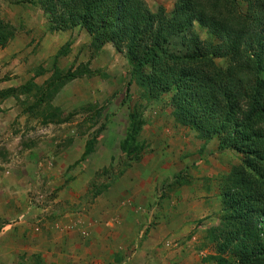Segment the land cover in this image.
<instances>
[{"label":"rangeland","instance_id":"374dc122","mask_svg":"<svg viewBox=\"0 0 264 264\" xmlns=\"http://www.w3.org/2000/svg\"><path fill=\"white\" fill-rule=\"evenodd\" d=\"M144 1L153 13L162 7L166 16H170L174 3ZM240 3L245 8L244 2ZM43 5L41 0H0V80L9 75V69L18 73L26 67L43 75L37 79L43 81L42 89L56 83L58 87L50 98L54 109L46 110L45 125L16 123L20 139L13 143L9 136L4 142L9 150L14 149L18 163L10 174L0 178V264H159L158 252H142L145 256L134 253L144 236L138 235V245L134 242L128 248L121 241L125 238H120V231L105 225L111 215L93 208L94 204L102 208L97 201L99 195L117 192L141 175L142 165L150 162L158 167L155 180H161L164 186L174 182L183 193L202 201L198 203L202 218L190 217L186 208L184 214L173 211L166 220L176 234L166 244L172 264L236 262L235 253L224 247L222 218L228 215L225 192L246 172L241 166V152L221 148L216 136L201 138L194 128L177 119L170 103L171 92L154 95L136 76L132 77L133 62L126 49L118 50L109 41L94 39L83 26L54 30ZM195 31L201 39L209 36L197 24ZM214 62L221 68L226 65L225 58L215 57ZM25 88V92L14 90L15 101L23 100L15 121L23 115L22 108L31 109L41 98L36 83L27 80ZM132 116L134 122L142 124L136 140L128 145ZM41 135L45 136L42 140ZM33 144L40 146L43 155L41 165L35 162L42 170L38 174L42 182L32 179L37 175L28 151ZM70 145L99 151L95 153L94 180L89 188L71 186L67 177H72L71 169L58 171L60 164L70 168L82 160H74L73 155L67 158L71 163L65 156L58 158L59 151ZM25 159L26 168L21 166ZM134 165H139L140 171ZM241 169L244 171L238 173ZM128 170L135 171L133 176ZM13 174L19 176L13 178ZM257 192L256 200L264 194V188ZM260 211L264 221V208ZM120 248L127 250L122 252ZM124 256L130 260L124 262Z\"/></svg>","mask_w":264,"mask_h":264},{"label":"trees","instance_id":"16d2710c","mask_svg":"<svg viewBox=\"0 0 264 264\" xmlns=\"http://www.w3.org/2000/svg\"><path fill=\"white\" fill-rule=\"evenodd\" d=\"M41 2L54 30L83 26L94 39L126 49L132 77L154 95L171 92L177 119L241 152L246 172L224 194V247L235 253L233 264H264V194L254 198L264 188V0H174L170 16L162 7L151 12L144 0ZM195 24L209 36L201 39ZM215 57L225 58V67ZM57 88H38L31 108L44 102L54 109ZM131 119L128 145L142 124Z\"/></svg>","mask_w":264,"mask_h":264},{"label":"crops","instance_id":"0c3cea01","mask_svg":"<svg viewBox=\"0 0 264 264\" xmlns=\"http://www.w3.org/2000/svg\"><path fill=\"white\" fill-rule=\"evenodd\" d=\"M8 73L9 75H7L6 78L0 80V95H2V97H0V178H2L3 174H10L16 163H18L14 158L16 156L13 154L15 152L14 149L10 148L9 150L5 144L6 140L9 139V136L14 139H12L13 143L20 139L19 130H16L14 125L16 123L22 124L23 126H25L26 123L45 125L43 120L44 117H46V109L44 108L46 104L43 102L41 105H37L36 107L34 106L29 110L22 108L24 109V111H21L23 115L20 116L21 118H19V120L15 121L18 115V109L22 107L21 102L23 100H20L19 98V100L15 101L14 90L16 92H25L27 80L32 84L36 83L37 87H40L39 89H41L43 81L39 83V80L37 79L43 75L39 74V72L36 73L34 68L33 70H26V67H24L21 72L18 73L14 72L13 69H9ZM44 99L45 97H43V100ZM54 106L57 105L55 104ZM10 129L13 131H10ZM41 136L39 138H41V140L44 139L45 136ZM24 138L26 139V134L24 135ZM39 138L34 137V139L37 141H39ZM35 146L36 144L34 147L28 149L29 155L31 157L33 156V166H35L32 169L33 173L37 174L33 175L32 179L34 182H42V175L41 177L38 175L42 172V170L36 167L35 162H38L39 165H41V161H43V155L40 153V146H38L39 148ZM59 152L58 158L65 156L67 160V158H70L71 155H73L74 160L78 159L79 157L82 159L80 162H76V164L72 165L70 168H68L69 165L65 163L60 164L58 171H61V173L63 171V173H65L67 169H71L72 171L70 170V173L72 174L70 175H72V177L67 176L69 177L68 181H70L71 186L75 187L76 189L77 187L84 188L85 186L86 188L87 186L89 188L90 181L94 180L95 153H99V151H92L88 155L83 156L84 148L79 149L77 147L75 149L72 147V145H70L68 149L60 150ZM19 153L22 154L21 149H19ZM56 157L57 156L54 155L51 156L53 160H56ZM67 161L68 163H71V160ZM47 162L49 163L48 160ZM21 163H23L21 166L26 168V159L22 160ZM49 165L53 166V162L49 163ZM143 166L145 168L144 170L142 168L141 175L133 178V180L130 183L128 182V184H126L124 187H119L117 192L112 194L111 192L109 193V191H106L99 195L97 197V201L102 205V208L99 207L100 205L95 208V204L93 205V208L95 210L97 209V212H101L102 210L105 211V213H108V215H111L109 216L110 220L107 222V224L102 223L101 225L105 224L108 225L109 228L113 227L114 229H118L121 233L120 238H125L121 239V241H123L125 245H128V248H131V244L134 242H136V246L138 245L140 239L136 240V237L144 236L141 240L143 241L142 244L140 247L137 246V249L134 251L136 255L139 256L140 253H148L149 251L158 252L160 257L157 258L159 260V264H172L170 258H168L169 255L167 252L169 249H167L166 244H168L172 240L171 238H174V235L176 234L175 232H172L166 220L173 211L175 214L178 213V211L184 214V210L186 208L187 210L185 211H187L190 217L202 218V216H199L201 211L198 209V203H201L202 201H200L197 196H189L190 193H183V188H179L178 184H175L174 182H166L164 186V183L161 180H155L154 171L156 173V168L158 167L153 164L151 165V162L149 164L142 165V167ZM134 167H137L138 171H140L139 165H134ZM160 168H162V166ZM165 170H167V172L169 171V169H164V171ZM129 172L130 174H134L135 171L132 172L131 170H128L127 173ZM30 173L31 171L29 167L28 174ZM133 174L130 176H133ZM18 176L19 175H12L13 178H17ZM28 179L31 180V177H28ZM1 181H3V179H1ZM111 189L112 187H108V190ZM83 197L84 196H82V198ZM204 197L201 199L204 200ZM86 204L89 205L90 203L87 202ZM90 209H88V211ZM188 209L190 210L188 211ZM151 223L154 224L150 226ZM147 229H149L148 232L146 231ZM176 232H178V230ZM152 238H155L156 240ZM148 243L151 244L148 245ZM126 250V248H120V251L122 252H125ZM194 252L196 251L194 250ZM142 255L144 254L142 253ZM147 257H149V255H147ZM127 259L130 260L128 256H124V262Z\"/></svg>","mask_w":264,"mask_h":264}]
</instances>
